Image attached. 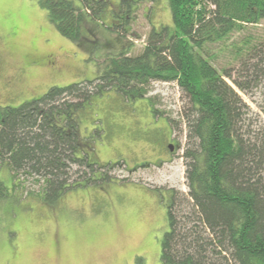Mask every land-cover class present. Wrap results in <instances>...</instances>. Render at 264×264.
<instances>
[{
	"label": "trees",
	"instance_id": "16d2710c",
	"mask_svg": "<svg viewBox=\"0 0 264 264\" xmlns=\"http://www.w3.org/2000/svg\"><path fill=\"white\" fill-rule=\"evenodd\" d=\"M79 1L41 5L64 38L89 52L98 77L0 108V172L7 166L12 182L0 181V202L31 196L54 206L72 190L114 181L109 165L90 160L102 132L83 129L86 107L110 93L136 102L154 83H175L190 106L179 121L187 127L188 193L165 192L162 264H264V100L252 101L254 110L241 95L264 97V44L235 74L207 56L210 45L263 21L264 0H167L173 27H153L137 56L128 47L105 51L97 37L104 28L126 38L142 0Z\"/></svg>",
	"mask_w": 264,
	"mask_h": 264
},
{
	"label": "rangeland",
	"instance_id": "374dc122",
	"mask_svg": "<svg viewBox=\"0 0 264 264\" xmlns=\"http://www.w3.org/2000/svg\"><path fill=\"white\" fill-rule=\"evenodd\" d=\"M161 26L173 27L168 1L142 0L126 38L100 28L97 39L105 51L128 47L137 56L152 28ZM262 44L264 20L210 45L206 54L218 70L235 74L249 62V51ZM97 77L89 52L57 31L41 0H0V108L20 107L52 87ZM241 95L254 110L252 101L264 100L259 90ZM189 109L175 83H154L146 99L136 102L116 93L96 97L83 113L82 127L87 135L102 132L101 140L90 143V160L109 165L114 181L72 190L54 206L31 196L19 204L0 202V264H162V242L170 230L165 192L188 193L187 127L179 121ZM169 143L176 145L175 153ZM0 181L12 185L7 166Z\"/></svg>",
	"mask_w": 264,
	"mask_h": 264
},
{
	"label": "flooded vegetation",
	"instance_id": "af4514ba",
	"mask_svg": "<svg viewBox=\"0 0 264 264\" xmlns=\"http://www.w3.org/2000/svg\"><path fill=\"white\" fill-rule=\"evenodd\" d=\"M167 149L171 152V153H175L176 152V145L173 143H169V145L167 146Z\"/></svg>",
	"mask_w": 264,
	"mask_h": 264
}]
</instances>
